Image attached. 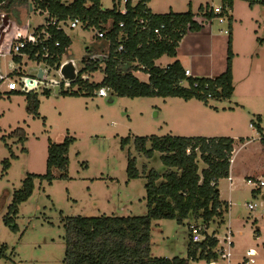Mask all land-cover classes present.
I'll use <instances>...</instances> for the list:
<instances>
[{"label":"rangeland","instance_id":"374dc122","mask_svg":"<svg viewBox=\"0 0 264 264\" xmlns=\"http://www.w3.org/2000/svg\"><path fill=\"white\" fill-rule=\"evenodd\" d=\"M100 1L104 10L113 9L118 2L120 9L125 8L124 0ZM136 3L134 0L133 6ZM201 6L222 7V1L151 0L148 3L155 14L190 10L197 14ZM234 6L235 91L231 100L211 99L204 104L180 98L130 99L111 93L101 97L98 91L95 95H72L79 93V87L71 86L67 81L57 85L60 76L52 71L48 78L40 80L37 91L40 115L34 117L27 111L24 92L11 93L8 81L0 86V264H65V219L68 217L145 216L148 212V179L143 171L146 167L148 171L164 173L166 168L160 154L147 159L136 151L133 140L127 146L124 140L168 135L244 139L245 145L238 142L233 157L232 177H235L231 193L229 178L220 180L223 198L232 197L231 211L225 215L224 223H213L207 235L214 233L221 246L227 231L232 230L234 244L230 247V264H245L244 257L249 248L257 250L256 264H264V187L261 192L253 194L255 187L247 183V175L257 178L264 174V147L261 143L264 135V17L256 15L258 21L251 19V9L246 1L235 0ZM254 7L261 10L264 5ZM1 16H4L5 26L0 31V41L6 35L13 36L17 25L37 28L45 22V17L31 13L28 5L17 2L12 10L0 8ZM208 26L228 30L229 20L220 24L215 18ZM66 33L71 37L72 45L63 59H74L77 68L83 71L85 61L92 55L86 48L103 42L95 38L97 30L94 28L66 29ZM172 62L171 58L164 56L157 64L165 67ZM11 64H14L11 56L2 57L0 54L3 76L10 74L8 67ZM14 65L18 68L13 73L19 72L21 78H37L39 69H46L45 64H38L28 57L21 58ZM104 69L102 65L94 73H85L83 79L89 83H101L105 77ZM135 75L142 81L148 76L142 72ZM17 82L19 84L21 80ZM55 86L61 88L59 94H55ZM18 89H21L20 84ZM46 90L50 91L49 95L45 94ZM66 92L71 94L66 95ZM251 125L260 127L258 134L252 133ZM17 129L26 131L28 140L24 145L13 134ZM66 137L75 139L69 151L70 178H56L51 184L37 180L32 196L19 206L15 215L11 209L14 193L22 189L29 174L47 173L50 144L63 143ZM24 148L27 152H23ZM133 158L141 174L137 179L129 176ZM201 168H204L203 164ZM53 174L60 176L57 170ZM249 205L253 206L252 210ZM202 225V221L194 220L184 224L174 220L154 221L150 241L153 255L186 258L192 239L191 227ZM12 227L17 228L13 230ZM223 245L228 251V245L224 242ZM200 263L207 264L204 260ZM217 264L228 262L219 259Z\"/></svg>","mask_w":264,"mask_h":264},{"label":"trees","instance_id":"16d2710c","mask_svg":"<svg viewBox=\"0 0 264 264\" xmlns=\"http://www.w3.org/2000/svg\"><path fill=\"white\" fill-rule=\"evenodd\" d=\"M126 0V14H122L116 3L114 8L104 10L100 0H47L42 3L52 16L59 20L78 18L84 22L85 29L96 27L106 31L104 38H97L102 45H91L86 48L92 55L104 54L106 59L86 61L81 75L71 82V86L79 87V93L72 95H95L96 91L106 88L109 93L118 97L136 98H180L185 101L197 100L207 104L209 100H231L234 95V74L232 50V34L229 31V50L227 70L215 78H194L186 76L180 61L165 67L157 61L167 56L177 58V49L183 38L189 33L200 32L203 26L194 21L195 17L215 19L211 7L201 6L198 13L191 10L186 13L154 14L148 8L151 0ZM223 8L233 9L235 0H221ZM256 5L254 0H242ZM17 3L28 5L26 0H0V8L12 10ZM232 21L231 14L228 17ZM19 21V20H18ZM143 21V23H141ZM20 22V21H19ZM123 24V26H121ZM145 28V29H143ZM161 29L160 35L154 33ZM52 34L49 47L53 58L49 64L60 65L63 56L68 53L72 39L55 27L48 28ZM60 42V47L54 43ZM123 50L119 51V47ZM34 59L36 52L43 54V45L34 50H24ZM21 61L20 57L14 58ZM104 66V79L101 83H89L82 74L94 73ZM148 75V81L140 80L135 73ZM12 76V75H9ZM16 93L15 91H10ZM61 92V88H60ZM46 95L50 91H45ZM71 94L69 92L65 93ZM27 111L38 117L40 100L38 93H28ZM2 92L0 91V100ZM260 130L258 126L256 128ZM24 145L27 142L26 131L17 129L14 133ZM133 140L136 151L146 157L161 155L166 168L164 173L148 171L145 167L148 183L147 207L145 216L128 217H68L65 219V264H193L195 261L218 259L216 249L219 240L213 235L205 236L202 242H191L186 258L156 257L153 255L150 241L152 224L158 220H174L178 224L186 221H202L203 227L210 228L213 223L222 224L229 211L227 202L220 197V180L229 178L235 144L237 140L230 137H181V136H149L124 140L129 145ZM75 141L66 137L63 143H51L48 150L47 173L44 175L29 174L22 189L13 196V209L18 214L19 206L28 201L35 189V182L52 183L54 179L68 180L70 167L69 151ZM239 142H244L239 139ZM264 147V135L261 138ZM23 149V152H27ZM204 168H201V164ZM57 170L59 177L53 174ZM130 178L141 177L136 167V159L130 160ZM255 191V190H254ZM258 191V190H257ZM254 193V192H253ZM17 227H12L16 230Z\"/></svg>","mask_w":264,"mask_h":264},{"label":"built area","instance_id":"2783aa9c","mask_svg":"<svg viewBox=\"0 0 264 264\" xmlns=\"http://www.w3.org/2000/svg\"><path fill=\"white\" fill-rule=\"evenodd\" d=\"M26 1L28 2V7L30 8V10L33 14H37L39 16L45 17L44 24L38 25L37 28H33L32 25H27V24L24 25L23 27H19L17 25L16 26L17 32L13 36L9 37L8 35H6L5 39L3 41L2 40L0 41V43L2 44V47H0L1 48L0 49L1 56L2 57L11 56L14 64L16 63L14 60L15 57H20V58L28 57V59L34 60L38 64L43 63L46 65V69H42L44 71L43 79H39L38 75H37V78L36 77L35 78H29L28 76L23 77V78L18 77L20 74L19 72L13 73L17 70L16 67L18 68V66H15L14 64L9 65V67H8V69L10 71L9 75H12V76H9V75L6 77L3 76L1 74V69H0V81H1L0 86L4 82L6 83L8 81L7 86H8L9 91H15V92L21 91V92H24V94L36 93L38 91V89L40 88V83H41L40 80L44 81L45 78H48V76H49L48 73H50L52 71H55L60 76V80L57 81L56 84L61 85L66 80L61 75L60 69H61L62 65L67 61L73 62L75 69H76L77 78L81 75L82 71H80L77 68V64H76L74 59L66 60L64 58L61 61L60 65L52 66L49 64L48 60L53 58L54 55L51 53L50 47H49V41L52 39V34L50 32H48V28L55 27V29L57 31H62L66 35H68L66 33V29H76L78 27H84V25H85L84 22L78 18L59 20L56 17L52 16V14L48 8H43L41 6V4L46 2L47 0H26ZM67 1L68 0H62V2L66 3V4L68 3ZM254 1L257 4L264 5V0H254ZM124 2L126 3V0H124ZM212 10H213V13L217 16L216 18H218V21L220 24H224L228 20V17L231 13V10L229 8H223V7H216V8H213ZM121 12H122V14H126V8L121 9ZM212 20H214V19H212ZM212 20L206 19L202 16L194 18V21L197 22L198 24H200L201 26H203V28H205L206 26L211 24ZM141 23H143V21H141ZM121 26H123V24H121ZM208 27H210V26H208ZM92 28L97 30L95 37L104 38V36L106 34L105 30H102V29H99L96 27H92ZM143 29H145V28H143ZM160 31H161L160 28H156L154 33L157 35H160V33H161ZM226 33H229V31L227 30ZM8 41L10 43H9V45H6V42H8ZM39 45H43V51L44 52H43V54L36 52L34 54V59H32L24 51L27 48H31L32 50H34ZM60 46H61V43L59 41L54 43V47H60ZM118 50L119 51L123 50V46H120ZM104 59H106V53L100 54V55H91V57L87 61H89V60L98 61V60H104ZM85 64H86V61H85ZM39 71H40V69H39ZM185 74H186V76H190V71L185 70ZM83 76L84 75L82 74V77ZM19 79L21 80V82L19 83L21 86V89H18L19 84H18L17 80H19ZM69 83H71V82H69ZM98 93L101 97H107L109 95V91L106 88L100 89L98 91ZM251 131L258 133V130L253 125H251ZM247 183L250 186L255 187L254 190H256V191L262 190V188L264 187V176L257 177V178H250L247 180ZM249 209L252 210L253 206L249 205ZM191 231H192V241L194 243H199L205 239V236H207L208 228H205L203 226H200V227L192 226ZM233 237H234V232L229 229V231H227V234H226L224 240L221 241V246L219 243V247L216 249L217 254H218V259H216V260L213 259L210 261L204 260V262L207 264H217L218 260L221 259L223 261H227L228 264H230L231 263L230 247L234 244ZM217 239H218V237H217ZM223 242L228 245V251L225 250ZM256 254H257V250L255 248H249L246 251V255L244 257L245 264H256V260H255ZM194 264H201V263H200V261H198V262H195Z\"/></svg>","mask_w":264,"mask_h":264},{"label":"crops","instance_id":"0c3cea01","mask_svg":"<svg viewBox=\"0 0 264 264\" xmlns=\"http://www.w3.org/2000/svg\"><path fill=\"white\" fill-rule=\"evenodd\" d=\"M27 4H28V2H27ZM249 6L251 9V11H249V17H251V19H255L256 15H258V16L261 15L262 17H264V7H262V9L259 10L256 7H254L255 5L249 4ZM149 9L151 10L152 13H154L151 8H149ZM29 10H30V8H29ZM30 12H31V10H30ZM230 14L232 16V21H233L235 15H236L235 6H233V9L231 10ZM232 21L229 22L228 31H231L232 42H233ZM255 21H258V20L255 19ZM226 31L227 30L223 29L222 27H219L217 29H215L214 27H209V28H203L200 32H195V33L189 32L183 38L182 42L180 43L179 48L177 49V58H175V59L171 58V59L173 60V62L180 61L183 68L185 70L190 71L191 77L203 78L201 76H205L204 78H215V77L220 76L221 74L225 73L227 70V60H228V50H229L230 38H229V33H226ZM233 74H234V78H235L234 60H233ZM197 76H200V77H197ZM146 81H148V76H147ZM191 101H193V100H191ZM198 102H200V101H198ZM252 133L258 134L256 132H252ZM186 137H203V136L190 135V136H186ZM205 137L213 138V136H205ZM239 139H242V138H239ZM239 139H235V140H237V142L235 144V150L233 153V157H234L235 153L237 152L236 145L238 144ZM240 143H241V146L245 145L244 142H243L244 144L242 142H240ZM233 157H232V162H233ZM232 162H231L230 176H229L230 193L233 190V181H234V177H235V176L232 177L233 169H234V165ZM261 176H264V174H262ZM251 177H255V176L254 175H247V179H249ZM219 189H220L221 200L228 203L229 210L231 211V206L233 204L231 195L229 196V199H224L223 194H222V190L220 188V184H219ZM258 192H261V190H258V191H256V190L254 191V189L252 190L253 194H257ZM263 198H264V196H263Z\"/></svg>","mask_w":264,"mask_h":264},{"label":"water","instance_id":"95a60500","mask_svg":"<svg viewBox=\"0 0 264 264\" xmlns=\"http://www.w3.org/2000/svg\"><path fill=\"white\" fill-rule=\"evenodd\" d=\"M4 26H5L4 16H1L0 17V31L4 28ZM60 73L63 76V78L68 82H74L77 79L76 69L72 61L65 62L60 69ZM43 77H44V71L40 69L38 78L43 79ZM54 92L55 94H59L60 87L55 86Z\"/></svg>","mask_w":264,"mask_h":264}]
</instances>
